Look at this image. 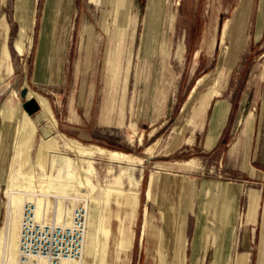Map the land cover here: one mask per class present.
Masks as SVG:
<instances>
[{
    "label": "rangeland",
    "instance_id": "rangeland-1",
    "mask_svg": "<svg viewBox=\"0 0 264 264\" xmlns=\"http://www.w3.org/2000/svg\"><path fill=\"white\" fill-rule=\"evenodd\" d=\"M248 3L250 12L244 31L236 41L232 38L224 46L227 50L230 48L234 57L232 66H227L223 55L228 51L225 53L219 45V29L227 19H239ZM16 7V0L6 3L0 0V46H7L10 55L8 64L3 61L6 58L3 50L0 51V131L3 130L1 109L12 94L15 95L13 102L21 105L23 114L25 110L35 121L40 116L37 101L28 99L31 89L48 99L60 133L84 145L133 155L136 159L119 160L94 154L91 159L94 172L89 176L92 193L81 191L75 172L66 166L57 164L49 171L47 168L54 182L50 184L51 195L46 197L39 191V179L46 177L38 167L37 155L43 141L39 130L47 124L43 120L37 124L30 159L23 169L21 150L11 137V124L0 140V239L5 234L7 218L4 204L8 202V188L14 181L17 183L16 178L11 183L12 173L17 169L26 175L28 183L32 181L35 185L32 199L17 200L15 211L20 214V225L27 203L32 202L38 209L34 203L37 199L44 200V215L57 217L56 193L67 190L62 198L64 213L85 207L90 215V209L95 210L100 203L101 260L98 264H168V247L173 248L170 234H175L170 231H176L177 235L179 220L184 217L183 229L187 247L191 249L199 214L204 209L207 217L208 209L220 203L221 193L217 197L211 186L218 182L224 187L238 188V192L234 187L228 188L225 194L236 207L234 237L238 246L229 264H238L239 257L246 253L250 254L252 264H257L264 208V0H246L243 5L240 0H163L162 4L130 0L119 19V9L109 0H98V3L36 0L33 45L28 50L31 31L26 28L24 52L16 47L21 34ZM154 9L157 17L150 25L148 17ZM130 13L137 14L134 29L131 24L135 20L130 18ZM173 15L175 30L171 31L167 20ZM211 24L214 33L205 42L204 34ZM123 26L127 31L118 42L116 36ZM182 35L186 45L183 65L176 60H165L160 53L162 42H167L173 51ZM91 36V46H88ZM46 46H64L59 71L57 65L53 71L43 65ZM141 49L143 82L136 112L132 115L130 105L139 64L137 53ZM233 57L230 56V61ZM111 66H115L117 74L113 82L110 81ZM221 71L227 74L225 79ZM46 72L56 79L43 80ZM208 73L213 74L212 78L219 74V84L213 86L219 89L220 96L212 99L206 112L195 120L194 131L192 111L212 78L193 99L189 100V96L198 79ZM218 102L230 108V114L223 119L215 115ZM132 122L137 125L135 132L130 127ZM243 128L242 142L235 150L234 143ZM220 131L218 140L210 138L211 133L217 135ZM57 140L62 145L60 136ZM159 140L154 156L148 158L145 149ZM61 145L58 151L75 161L74 155ZM250 149L252 154L246 156L245 152ZM245 162L261 171V179L247 175ZM152 173L159 177L156 182ZM67 182H73L72 188ZM149 182L154 192L151 202L147 199ZM137 191L141 194L138 198ZM255 191L259 194L260 209L254 224L248 216V203ZM39 203L43 205L42 201ZM161 203L168 204H165L166 211L160 210ZM146 208L163 234L162 244L158 232L147 229L144 234ZM170 218L178 220L176 227L169 226ZM20 225L12 229L13 239L19 236ZM208 228L203 230L204 234H208ZM245 236L251 241L248 250L242 247ZM7 241L0 247V264H13ZM174 245L178 246V242ZM84 258L85 255L77 260L78 264H83ZM186 261L191 264L190 254Z\"/></svg>",
    "mask_w": 264,
    "mask_h": 264
},
{
    "label": "bare ground",
    "instance_id": "bare-ground-1",
    "mask_svg": "<svg viewBox=\"0 0 264 264\" xmlns=\"http://www.w3.org/2000/svg\"><path fill=\"white\" fill-rule=\"evenodd\" d=\"M7 0H3V3H6ZM93 3H98V0H91ZM110 3H113L115 7L119 9L118 16L123 17L124 11L128 9V4L130 3L129 0H109ZM16 20L20 23L21 26V34L19 39L16 42V47L24 52V42L26 39V28H30L31 34L29 36V49L33 45V36H34V28L36 22V0H16ZM128 24V22H127ZM232 21L227 20L223 26L221 39H220V46L224 48L229 30L231 28ZM119 35L116 36L117 41L120 42V39L126 34L127 28L126 26L119 28ZM123 42V41H122ZM221 47V48H222ZM115 51V50H114ZM228 50L224 48V52L226 53ZM114 59V58H113ZM111 65V64H110ZM209 78L208 76L203 77L199 80L197 89L200 88L206 80ZM219 84V74H216V81H214L213 85L216 86ZM220 86V85H219ZM191 97V96H190ZM15 95L12 94L2 106L1 109V116H2V125L3 130L0 131V140L4 138L6 135V131L8 128L13 124V132L11 134L12 139L15 141L16 146L19 150H21V157L23 160V164L21 168L23 169L26 166L27 161L29 158V152L34 146L35 137L38 132L37 124L40 123V120H43L47 125L46 127L40 129L39 131L42 132L43 141L40 145V149L37 155V164L39 169H41L42 176L46 178L39 179L40 187L39 191L46 197L51 195L50 184L54 182L53 176L49 175V170H52L57 164L61 166H66L69 170H73L75 175L78 179V186L81 191H91L89 188L92 186V181L90 180L89 176H93V166L91 165V159L94 154L101 155V156H109L114 159L119 160H134L136 159L133 155L124 154L121 152H115L111 150H106L101 147L96 146H87L82 144L81 142L68 138L64 134L60 133L58 130L57 121L54 118L51 106L47 98L39 95L33 90H29L28 99H34L40 106V116L37 120H33L31 116L23 109L20 104H16L13 102ZM62 139V145L58 142V137ZM37 139V138H36ZM160 140L156 142L153 146L147 147L144 151V154L148 156V158H152L154 156V152L159 145ZM64 148L66 151L70 152L74 155L75 161L68 156L66 153H61L58 151L60 148ZM32 151V150H31ZM31 153V152H30ZM49 165V167H48ZM48 168V171H47ZM34 175V174H33ZM11 183L14 178L17 179V184L15 181L10 185L8 188V202L5 203V207L7 209V218L4 224L5 234L0 239V247L4 246V242H9L10 244V251L11 256L9 253V258L13 264H19V254L18 250L20 251L21 245V225H20V214H17L15 211L17 200L20 198L23 199H32V192L35 190V185L33 186V182L26 180V175L22 174V171L15 169L11 176ZM15 179V180H16ZM23 180L20 182V180ZM27 181V182H26ZM67 185L72 188L73 182H67ZM67 188V187H66ZM153 184L152 182L149 184L147 190V199L149 202L153 201V193H152ZM68 191L66 190L64 193H56V197L58 199V215L54 217L55 222L58 224L65 223L68 226L74 225V210H67L64 213L63 208V195L67 194ZM92 193V191H91ZM137 198L139 197L140 192L137 191ZM101 195V194H100ZM39 196V195H38ZM86 197V194H85ZM89 197V196H88ZM34 199V198H33ZM56 199V198H55ZM67 199V198H66ZM90 199V198H89ZM140 199V198H139ZM74 200V199H73ZM81 200V199H80ZM39 201L43 202V205L39 203ZM76 201V199L74 200ZM34 203L37 204V210L35 206V214L37 218H42L44 215L42 213V209L44 206V200L37 199L34 200ZM49 203V202H48ZM46 204V203H45ZM100 204V203H99ZM99 204L95 210L93 208L90 209L89 215V223L87 224L86 220V239H85V246H84V262L83 264H98L101 260V211ZM57 207V206H56ZM90 208V207H89ZM55 209V208H54ZM25 211V210H24ZM45 211V210H44ZM145 223H144V234L147 229L152 231L158 232L160 234V243H163L164 237L161 233V230L152 222V217L148 212L149 209H145ZM55 213V212H54ZM1 216V212H0ZM50 216V215H49ZM24 217V215H23ZM66 217L65 220L63 218ZM155 218V217H154ZM23 220V219H22ZM22 224V222H21ZM20 225V232L19 236L17 235L16 238H12L11 233L13 228H17ZM88 225V228H87ZM163 232V231H162ZM19 237V238H18ZM9 249V248H8ZM7 249V250H8ZM2 252V251H1ZM1 254V253H0ZM18 256V259H17ZM84 257V256H83ZM77 260H65L62 264H74ZM91 260L92 262H90ZM76 264V263H75ZM78 264V261H77Z\"/></svg>",
    "mask_w": 264,
    "mask_h": 264
},
{
    "label": "crops",
    "instance_id": "crops-1",
    "mask_svg": "<svg viewBox=\"0 0 264 264\" xmlns=\"http://www.w3.org/2000/svg\"><path fill=\"white\" fill-rule=\"evenodd\" d=\"M128 1V0H127ZM130 2V0H129ZM241 5H243L246 0H240ZM152 3H159L162 4L163 0H152ZM241 8V6L239 7V9ZM156 9V7H155ZM155 9L153 10V12H151V16H149L148 18L150 19V25L152 24V20L154 21L157 17V14L155 13ZM239 9H237V11H239ZM130 12V11H129ZM250 12V4L248 3V5L243 9L241 16L239 19L236 18H229L227 20H231L232 24H231V28L229 30V34H228V38L227 41L230 39H235V41L239 38V35L242 31H244V26L245 23L247 22L248 19V15ZM130 18L132 20H135L133 24H131L132 29H134V25H136L137 23V14L133 15L132 13H130ZM226 20V21H227ZM225 21V22H226ZM167 24L169 26V29L171 31L175 30V15L170 16L167 20ZM145 28H146V20H145ZM224 24L220 27L219 29V45H220V39H221V33H222V29H223ZM233 26L234 29L236 30V32L233 34ZM151 28V26H150ZM118 31V26H117V30ZM214 33V28L213 25H209L206 29V32L204 34V41L205 42H209V38L211 37V35H213ZM234 35V36H233ZM184 39H185V35H182L179 41V44L176 45L175 49L173 51H171L169 45L167 42H162L161 47H160V53L162 55V57L165 60H176L177 62L181 63L183 65L184 60H185V52H186V45L184 43ZM91 41H92V36L90 37L89 40V45L91 46ZM7 46H0V51L3 50L4 53V60L3 61H9L10 59V55L9 53L7 54L6 51ZM115 49H117L116 47H114ZM230 52V48L228 47V52L227 54H222L223 56L226 55V65L227 66H232V64L234 63V57L232 56L231 52ZM39 55V52L37 53ZM142 54V49L137 53V60L140 59ZM63 55H64V46H46L45 52L43 54L42 57V63L45 66L46 70H50L53 71L54 66H58V71L60 69L61 63H62V59H63ZM197 55H199V52L197 53ZM230 56L233 57L232 61H230ZM86 64H88V57H89V53H87L86 55ZM130 59V58H129ZM38 60V56L37 59ZM139 64H137V68H136V74H135V83H134V91H133V97H132V101H131V105H130V112L132 115H135L136 112V106H137V101L139 99V95H140V87L142 85L143 82V74L141 72V63L140 60L138 62ZM9 64V62H8ZM117 65V64H116ZM115 65V66H116ZM115 66H111L113 69ZM111 70V74H110V81H114L117 77L116 71ZM223 73V79L226 78L227 74L224 73L223 71H221ZM58 75V72H57ZM209 78L206 80V82L197 89V85L200 79H202L205 76H208ZM211 73L205 74L204 76H202L201 78L198 79L197 83L194 85V87L192 88L191 94L189 96V100L193 99L194 96L209 82V80L212 78ZM56 79V78H55ZM54 77H49L47 75V72L43 78V80H55ZM221 79V81L223 80ZM263 80V78H262ZM214 81H216V74L214 75V77L211 79V83L210 85H208L205 89V91H203L200 95V101L199 103H197V105L194 107L193 111H192V117H193V130L195 128V120L197 118H201V116L204 114V112H206V110L208 109V107L210 106V103L212 101V99L219 97L220 96V91L219 89H217L216 87L213 86ZM264 81V80H263ZM261 82V80H260ZM187 104V103H186ZM219 102L218 104H216V110H215V115L216 117H218L219 119H223L226 115L228 116L230 114V108L228 106H224L220 105ZM186 106V105H185ZM186 108V107H185ZM53 109V108H52ZM54 112V111H53ZM55 116V115H54ZM56 118V117H55ZM58 122V121H57ZM219 122V120H218ZM217 125V124H216ZM243 125V123H242ZM221 126L220 122L218 125V128ZM131 129L135 132L136 131V123L132 122L130 125ZM195 131V130H194ZM222 131V130H221ZM221 131L219 132V134L214 135L215 133H211L210 134V138H214V140H218L221 136ZM243 133H244V128L241 130L238 138H237V142L234 143L233 148L235 150L239 149V146L242 142V137H243ZM70 138V137H69ZM73 139V138H71ZM77 140V139H74ZM79 141V140H77ZM80 142V141H79ZM251 149H253V146L251 147ZM249 150V152H245L246 156H250L252 153H250L252 150ZM264 153V152H263ZM243 167L246 169V173L248 176H253V177H258V180L261 179L260 177L261 174L259 171V169H253L250 167V165H248V162H245ZM253 169V170H252ZM255 171V172H253ZM154 175L155 178V182L158 180L159 177H157L155 175V173L151 174ZM151 177H150V181H151ZM150 184V182H149ZM211 186H213V190L212 192H215V195L218 197L219 193H221V197L220 199V203L217 204L214 208H209V213L207 217L205 216V211L203 209V212L199 214V219H196V230H195V234L193 236V240H192V245H191V249H188L187 247V237H186V233H185V229H183V225H185V219L184 217H182L181 220H179V231L178 234L176 235V231L172 230L170 232L175 233V234H170V238H172L171 241L173 243V248L171 249V245L168 247L169 248V263L168 264H187V257L190 254V259L191 264H229V261L231 259V257L236 253V247L238 246V242L236 241V238L234 237V230L236 227V207L235 205H231L229 203V199L228 197H226V190L229 188H233L235 190H237L238 192V188L235 186H227L224 187V185H221L220 183H216V184H211ZM225 188V191H224ZM228 189V190H229ZM255 192H252V195L250 196V200L248 203V216L250 218L251 223H257L258 217H259V209H260V203H259V194L257 195ZM158 201V200H157ZM168 203V202H167ZM166 203H161L160 205V210H164L166 211V208L168 204ZM185 216V215H183ZM178 220H176L175 218H170L167 222L169 223V226L171 227H176V222ZM261 236H260V240H259V251H258V261L257 264H264V208H263V216H262V220H261ZM181 227H182V233H181ZM206 227H209L208 229H206V232L208 234H204V231ZM203 231V232H202ZM178 242V246H175L174 243ZM251 241L249 240V238H246V236L243 238L242 240V247L246 250L250 249L251 245H250ZM239 261L238 264H252L253 260H251L250 254L246 253L243 254V256L239 257ZM237 264V263H236Z\"/></svg>",
    "mask_w": 264,
    "mask_h": 264
},
{
    "label": "built area",
    "instance_id": "built-area-1",
    "mask_svg": "<svg viewBox=\"0 0 264 264\" xmlns=\"http://www.w3.org/2000/svg\"><path fill=\"white\" fill-rule=\"evenodd\" d=\"M88 211H74V225L55 222L54 215L37 218L35 206L27 203L21 224L19 264H62L84 256Z\"/></svg>",
    "mask_w": 264,
    "mask_h": 264
}]
</instances>
